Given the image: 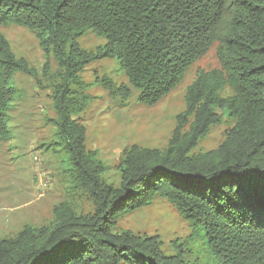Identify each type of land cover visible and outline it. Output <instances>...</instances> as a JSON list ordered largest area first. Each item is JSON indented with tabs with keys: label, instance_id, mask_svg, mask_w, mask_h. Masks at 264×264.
Instances as JSON below:
<instances>
[{
	"label": "trees",
	"instance_id": "16d2710c",
	"mask_svg": "<svg viewBox=\"0 0 264 264\" xmlns=\"http://www.w3.org/2000/svg\"><path fill=\"white\" fill-rule=\"evenodd\" d=\"M10 23L38 31L64 72L53 97L54 124L73 188L89 196L93 210L59 204L52 224L0 242V264H186L181 246L195 241L216 264H264V0H0V26ZM88 31L106 40L94 53L75 43ZM212 45L219 68L199 73L187 88L167 146L130 147L118 166V187L106 184V167L84 149V128L74 118L86 98L70 86L84 66L117 59L138 101L153 106ZM17 72L32 74L0 34V141L8 139ZM102 85L113 92L110 81ZM224 88L232 95L222 98ZM219 110L234 122L224 141L190 155L221 121ZM156 196L189 227L184 244L172 243L174 256L163 254L156 236L114 232L121 217Z\"/></svg>",
	"mask_w": 264,
	"mask_h": 264
},
{
	"label": "rangeland",
	"instance_id": "374dc122",
	"mask_svg": "<svg viewBox=\"0 0 264 264\" xmlns=\"http://www.w3.org/2000/svg\"><path fill=\"white\" fill-rule=\"evenodd\" d=\"M0 34L8 42L15 59L23 60L32 74L17 72L11 86L16 97L6 112L7 141H0V242L16 238L25 229L48 226L55 220L53 211L61 203L74 206L76 212H92L91 199L75 190L68 174L69 157L60 145L54 122L57 114L53 97L63 84V70L51 48L43 49L39 32L12 23L0 26ZM75 43L82 52L94 53L106 44L102 36L90 31ZM217 45L195 61L181 81L153 106L138 101L139 91L133 89L117 59H100L84 66L77 84L70 89L86 98V106L75 120L84 128V149L95 152V158L106 170L102 180L118 187V166L123 153L132 146L140 149L163 150L178 126L185 110L187 88L199 73L219 68ZM110 81L112 93L104 88ZM81 84V86H80ZM128 96H122V88ZM232 95L228 88L219 94ZM201 137L190 155L217 148L234 122L222 115ZM187 131V128L183 130ZM41 177L46 182L40 186ZM130 231L139 236H156L167 256L176 255L172 243L184 244L189 227L166 200L156 196L148 207L121 217L114 232ZM186 264H216L206 247L199 241L182 247Z\"/></svg>",
	"mask_w": 264,
	"mask_h": 264
},
{
	"label": "built area",
	"instance_id": "2783aa9c",
	"mask_svg": "<svg viewBox=\"0 0 264 264\" xmlns=\"http://www.w3.org/2000/svg\"><path fill=\"white\" fill-rule=\"evenodd\" d=\"M46 185V182L45 180L43 179V177H41V180H40V186L41 187H44Z\"/></svg>",
	"mask_w": 264,
	"mask_h": 264
}]
</instances>
